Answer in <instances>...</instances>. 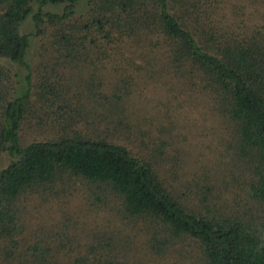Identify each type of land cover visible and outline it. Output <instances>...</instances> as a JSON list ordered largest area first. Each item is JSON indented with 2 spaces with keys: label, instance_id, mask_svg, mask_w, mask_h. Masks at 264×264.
Instances as JSON below:
<instances>
[{
  "label": "trees",
  "instance_id": "16d2710c",
  "mask_svg": "<svg viewBox=\"0 0 264 264\" xmlns=\"http://www.w3.org/2000/svg\"><path fill=\"white\" fill-rule=\"evenodd\" d=\"M222 1L84 0L79 8V0H0V60L23 71L0 64V152L10 158L0 169L3 259L15 258L21 240L17 201L77 179L110 198L126 218L148 225L147 246L155 255L190 239L198 264H264V26H246L236 18L242 9L236 5L222 22ZM45 5L61 6L60 12ZM27 18L32 29L20 32ZM38 36V73L43 82L53 80V93L70 91L63 100L68 112L59 117L54 136L21 144L32 89L27 54L30 38ZM106 66L115 74L112 88L124 95L126 68L163 73L169 91L186 88L218 119V143L229 158L219 161L218 184L205 185L197 203L163 178L166 169L159 166L166 162L173 169L174 156L155 144L151 157L139 156L108 132L114 124L123 140L133 138L143 148L153 142L145 140L148 129L122 116L120 96L101 95ZM80 121L91 131L72 127ZM99 121L110 123L108 138L99 136ZM171 129L170 123L163 132ZM40 246L17 253L20 262L58 264L64 245ZM89 252L73 264H111L92 247Z\"/></svg>",
  "mask_w": 264,
  "mask_h": 264
},
{
  "label": "rangeland",
  "instance_id": "374dc122",
  "mask_svg": "<svg viewBox=\"0 0 264 264\" xmlns=\"http://www.w3.org/2000/svg\"><path fill=\"white\" fill-rule=\"evenodd\" d=\"M83 2L84 0H79V8L83 6ZM231 5L242 8L238 10L236 18L243 19L246 26L251 27L253 23L264 26V0H223L218 11V16L224 15L222 22L229 19ZM60 7L45 5L44 9L60 12ZM31 29L27 18L20 26V32L27 33ZM39 39L40 36L30 38L31 46L27 54V62L32 71V89L29 110L19 129L21 144L54 136V127L59 117L68 112L63 100L70 96V91L65 95L53 93L58 88L52 83L53 80L43 82L41 74L38 73ZM139 61V58L135 59V62ZM0 64L9 66L10 72L17 71L20 75L23 73L22 69L6 60H0ZM102 73L104 77L101 95L113 100L120 96L124 100L125 114L122 116L136 122L142 130L148 129L150 135L145 140L153 142L150 144L151 148H143L138 140H123L120 134L114 131V124V128L109 126L108 129V132L116 135L113 139L124 143L133 153L145 158L151 157L150 149L154 144L164 153L174 156L176 159L173 160V169L170 163L163 162L159 168L166 169L161 170L164 177L161 172L159 174L171 183L175 192L192 204L197 203L200 195L205 192V185H213V181L218 184L219 161L229 158L223 154L218 143V119L209 113L203 98L192 94L183 86H180V90L183 88L180 92L172 93L169 91L170 80L166 74L153 72L150 76L131 68H126L123 73L128 89L124 95L123 92L112 88L115 83L114 71L106 66ZM119 78L121 77H118V81ZM73 80H76V77ZM49 87L53 90L50 91ZM112 93L114 95H111ZM83 123L84 121H80L72 127L91 131L88 127L85 128ZM106 123V126L110 125ZM170 123L172 129L163 132ZM106 126L105 122L99 121L97 129L101 130L100 137L108 138ZM89 127L94 128L92 124ZM159 156L164 157L163 154ZM9 160L6 152H0V169ZM168 167L172 169L170 172ZM170 174L176 175L170 178ZM235 188L228 190L231 193ZM53 191L55 192L51 193L46 190L44 193L28 195L17 201L20 210L21 240L13 253L15 258L5 260L0 256V262L22 264V258L17 253L25 251L28 246L32 248V245L37 243L41 245L39 248L49 249L54 247L53 244H63L58 251V264H73L81 255L89 256L90 247L99 257L110 259L111 264H198V252L190 239L177 241L175 246L168 247L164 254L155 255L147 246L150 235L145 229H148V225H144L139 219L126 218L119 207L117 209L115 203L101 191L89 189L77 179L62 189L57 183L53 186ZM211 193L215 194L216 191ZM225 194L229 196L228 191ZM215 205H218V201ZM2 245L0 241V253ZM27 252L29 253L30 249H27Z\"/></svg>",
  "mask_w": 264,
  "mask_h": 264
}]
</instances>
